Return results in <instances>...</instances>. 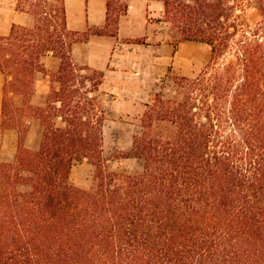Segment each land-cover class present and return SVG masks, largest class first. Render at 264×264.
I'll list each match as a JSON object with an SVG mask.
<instances>
[{"label": "trees", "instance_id": "16d2710c", "mask_svg": "<svg viewBox=\"0 0 264 264\" xmlns=\"http://www.w3.org/2000/svg\"><path fill=\"white\" fill-rule=\"evenodd\" d=\"M169 12L182 22L173 48L196 41L209 57L174 78L175 96L144 104L118 156L141 160L130 173L104 155L103 73L72 61L62 0L54 23L0 36V124L18 130L13 159L0 162V264H264V0H166ZM49 52L60 65L36 105L29 87ZM10 92H25L23 122ZM32 118L36 149L24 144ZM84 160L92 180L77 187L72 165Z\"/></svg>", "mask_w": 264, "mask_h": 264}, {"label": "crops", "instance_id": "0c3cea01", "mask_svg": "<svg viewBox=\"0 0 264 264\" xmlns=\"http://www.w3.org/2000/svg\"><path fill=\"white\" fill-rule=\"evenodd\" d=\"M165 1L62 0L66 27L75 40L71 47L74 64L103 73L97 94H107V91L110 94L114 90L131 93L130 99L111 96L114 106L122 100L133 104L134 92L140 91L144 96L149 90H156L180 56L188 55L194 45L203 44L184 41L173 48L169 23L165 19ZM34 22V15L22 7L21 0H0V36L8 35L12 26L32 27ZM41 63L47 74H36L38 90L36 87L33 94V104L36 105L45 102L49 74L58 70L60 59L49 52L41 58ZM2 86L0 72V113ZM39 93L45 99H37ZM30 129L28 125L25 139ZM16 138L15 129L0 125V154L4 143L13 146Z\"/></svg>", "mask_w": 264, "mask_h": 264}, {"label": "rangeland", "instance_id": "374dc122", "mask_svg": "<svg viewBox=\"0 0 264 264\" xmlns=\"http://www.w3.org/2000/svg\"><path fill=\"white\" fill-rule=\"evenodd\" d=\"M215 0H210L214 2ZM201 0H169V6L176 5L177 3H189L190 5L200 4ZM23 8H27L35 14V18L38 20L47 18L53 23L57 20L60 13L61 0H21ZM165 19L168 21V26L171 32V40L173 37L177 36L176 27L180 22H176L174 15L168 13L165 15ZM209 57V48L205 44H197L192 47L188 55L180 56L177 60L175 67L169 69L165 79L162 83H159V87L156 90H149L148 95L142 96L140 91L134 92L132 99L133 104L125 102V100L118 101L115 106L112 104L111 96L131 98L130 92L127 90H114L112 93L107 94L98 93V99L100 101L101 107L105 111L106 120L104 122L103 128V151L105 157L108 159V164L110 169L120 173H130L134 171H139L142 168V162L140 159L136 158H118L121 152H125L130 149L132 136L140 131L139 117L141 116L145 106L144 104L148 102L153 94L160 92L164 98H170L175 96L177 85L173 80L176 77L195 76L205 65ZM37 78L35 77L34 83L29 87L28 100L33 103V94L36 91ZM33 90V93L31 92ZM38 90V87H37ZM25 92H15L8 94V102L11 103L12 114L15 112L20 113V121L23 122L25 119L22 116L23 111H20V106H22ZM142 96V97H140ZM143 100H140V98ZM45 99L43 94H38L37 99ZM31 129L30 134L27 139L24 140L26 147L30 149H36L39 145L41 137V127L38 120L34 118L29 119ZM11 124V123H10ZM1 125V124H0ZM15 125V124H12ZM18 125V124H17ZM7 125H1L2 128H7ZM22 127V123L18 125ZM15 129V128H12ZM15 134L17 136L15 144L10 146V143H4L3 153L0 154V162L10 161L13 159L14 154L17 149L18 140V130L15 129ZM26 138V137H25ZM13 147V148H12ZM93 166L86 160L74 162L72 165L70 180L77 187H87L93 176Z\"/></svg>", "mask_w": 264, "mask_h": 264}]
</instances>
